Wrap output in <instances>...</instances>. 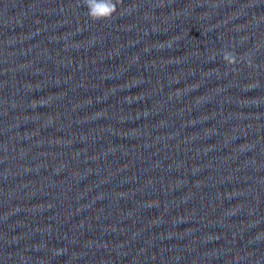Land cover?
Returning a JSON list of instances; mask_svg holds the SVG:
<instances>
[{"label": "clouds", "instance_id": "1", "mask_svg": "<svg viewBox=\"0 0 264 264\" xmlns=\"http://www.w3.org/2000/svg\"><path fill=\"white\" fill-rule=\"evenodd\" d=\"M82 3L86 6V14L92 21H108L117 13L122 0H82ZM222 58L227 65L238 63L237 55L231 51H224Z\"/></svg>", "mask_w": 264, "mask_h": 264}]
</instances>
